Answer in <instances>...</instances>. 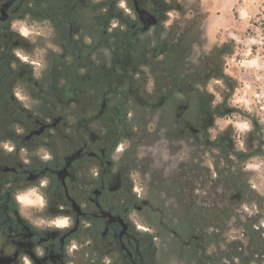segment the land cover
Wrapping results in <instances>:
<instances>
[{"label": "flooded vegetation", "instance_id": "1", "mask_svg": "<svg viewBox=\"0 0 264 264\" xmlns=\"http://www.w3.org/2000/svg\"><path fill=\"white\" fill-rule=\"evenodd\" d=\"M136 3L160 23L163 0H0V264H164L121 153L134 93L123 87L138 69L124 26L136 36L144 25ZM33 186L46 206L21 214L15 196ZM56 217L69 227L33 223Z\"/></svg>", "mask_w": 264, "mask_h": 264}, {"label": "rangeland", "instance_id": "2", "mask_svg": "<svg viewBox=\"0 0 264 264\" xmlns=\"http://www.w3.org/2000/svg\"><path fill=\"white\" fill-rule=\"evenodd\" d=\"M163 2L162 38H183L187 69L230 38L235 49L225 47L222 77L198 83L190 97L168 92L135 52L121 153L134 192L150 202L140 224L157 231L164 264H195L200 255L206 264H264V0ZM254 235L263 249L252 256Z\"/></svg>", "mask_w": 264, "mask_h": 264}, {"label": "trees", "instance_id": "3", "mask_svg": "<svg viewBox=\"0 0 264 264\" xmlns=\"http://www.w3.org/2000/svg\"><path fill=\"white\" fill-rule=\"evenodd\" d=\"M264 26V25H263ZM159 25L155 28V37L148 36L147 31H139L137 35H132L134 29L127 27L124 30L125 36V52L130 53L134 56L137 50L141 51V63L148 65L153 72L156 82L162 83L167 82L168 87L171 85V90L180 91L187 93V96L190 97L192 92H197L196 85L198 83H206L212 77H222V55H228L229 51H226L225 47L228 48L231 43L234 44L235 49V40L230 38L225 41L226 45L222 49H216L214 53L207 58L200 65H197L193 70L187 69L185 65V58L187 56V49L183 38L168 37L162 38L163 29ZM144 37V38H143ZM155 43L153 44V39ZM193 92V93H194ZM200 112L206 111L207 107V96L200 95ZM204 98V99H203ZM207 100V101H206ZM203 109V110H201ZM224 109H222V112ZM250 230L252 226L249 227ZM261 231H258L260 235ZM254 251L251 253L252 256L262 248V239H259V236L254 235L253 238ZM239 248V246H236ZM263 249V248H262ZM236 254H240L241 250L235 251ZM250 257V256H249ZM251 260V259H250ZM206 259L203 255L198 256L195 259V264H206Z\"/></svg>", "mask_w": 264, "mask_h": 264}, {"label": "clouds", "instance_id": "4", "mask_svg": "<svg viewBox=\"0 0 264 264\" xmlns=\"http://www.w3.org/2000/svg\"><path fill=\"white\" fill-rule=\"evenodd\" d=\"M124 5L121 4V7ZM13 29L18 30L20 34L24 37H28L30 34L29 28L26 26V23L24 21H17L13 24ZM19 55V53H18ZM23 59H26V57H22ZM237 128L241 130H245L248 128L247 124H238ZM7 151L11 152L14 149V145L9 146V144L5 143L3 145ZM43 152V155L41 156V159L44 161L50 160L51 154L47 152L46 150H41ZM48 181L42 180L40 183V187L46 186ZM16 202L20 205L21 214H25V208L31 206V207H39L43 209L46 206V199L45 196L40 192V188L38 187H31L28 189H25L23 191L17 192L15 196ZM33 223H35L37 226H47V227H56V228H67L70 225V218L69 217H56L51 220L47 219H37L34 220Z\"/></svg>", "mask_w": 264, "mask_h": 264}, {"label": "water", "instance_id": "5", "mask_svg": "<svg viewBox=\"0 0 264 264\" xmlns=\"http://www.w3.org/2000/svg\"><path fill=\"white\" fill-rule=\"evenodd\" d=\"M135 5H136V11L139 14L142 22L144 23L142 27L143 31H147L152 26L158 24V17L155 14L151 13L147 9L139 7L137 3ZM2 18H5V15Z\"/></svg>", "mask_w": 264, "mask_h": 264}]
</instances>
